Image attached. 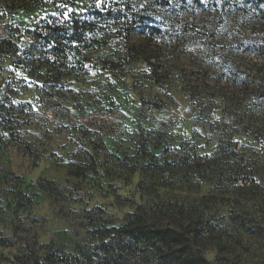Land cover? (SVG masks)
<instances>
[{"label":"rangeland","instance_id":"374dc122","mask_svg":"<svg viewBox=\"0 0 264 264\" xmlns=\"http://www.w3.org/2000/svg\"><path fill=\"white\" fill-rule=\"evenodd\" d=\"M151 1L121 0L110 23L82 16L105 31L99 47L67 42L70 23L46 28L60 0H0V237L14 243L0 264L33 251L119 264L95 235L138 205L204 212L234 243L197 248L208 264H264V239L242 244L230 223L246 209L264 227V4ZM247 165L246 191L227 183Z\"/></svg>","mask_w":264,"mask_h":264},{"label":"trees","instance_id":"16d2710c","mask_svg":"<svg viewBox=\"0 0 264 264\" xmlns=\"http://www.w3.org/2000/svg\"><path fill=\"white\" fill-rule=\"evenodd\" d=\"M120 1L78 0V3H75L74 0H60V5L56 6V10H61L63 13H58L56 10L48 12L45 19L46 28L57 33L60 29L57 27V20L61 23H70L69 28L72 31L68 35L67 42L83 45L87 41V35L91 34L93 35L91 43L96 42L100 47L105 41L95 38L100 36L104 39L105 31L98 29L97 23L91 24L92 22H89L91 20L81 19V17L90 14L94 22L116 21L121 18L120 14L125 12V5L122 6ZM247 1L255 2L256 5L264 4V0ZM151 2L161 8L171 5L170 0H152ZM78 6H82V9H79ZM85 9H89V11H85ZM141 24L147 25V22L144 21ZM60 50L58 45L54 46V52ZM144 54L145 57L142 60L147 65H151L150 55ZM155 81L160 82L158 78ZM255 136L256 134H253V137ZM224 146L223 141L218 143L219 150L224 149ZM262 164L264 163L262 162ZM247 167L243 172L236 171L235 175L228 177L227 183L240 182V190L244 187L246 191V186L253 183L252 178L257 179L258 176L256 170L253 172V169H249V167L247 169ZM40 184L44 190L49 187L52 188L50 190L55 188L50 181H42ZM57 192L59 193V191ZM216 200V196L211 194L201 197L200 202L204 206H210L211 203L215 204ZM173 211L171 214H167L168 211L162 208L153 209L138 205L134 211L127 214L126 219L120 225L98 231L95 236L99 242V248L105 257L114 258L119 264H208L203 253L197 248H209L222 252L225 250L223 248L227 246L231 248L230 246L234 244L233 242L229 244L226 239L212 230L214 227L207 220L205 221L204 212L192 216L180 207L179 215L175 216ZM242 213L243 216L239 221L235 217H230V221H232L230 223L241 230L238 235L240 236L239 242L248 244L252 240L261 239L262 241L264 227L261 221L252 217L246 209H243ZM14 237L16 238L17 235L14 234ZM17 239L20 240L19 237ZM13 244L8 239L0 237L1 246L8 248ZM142 249L143 252H140L139 250ZM36 253L33 251L28 258L17 259L16 264H88L90 260L89 254L83 255L84 259L81 260L80 256H70L55 251L48 252L43 259H40Z\"/></svg>","mask_w":264,"mask_h":264}]
</instances>
